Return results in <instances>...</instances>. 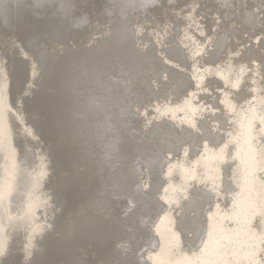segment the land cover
I'll return each mask as SVG.
<instances>
[{"label": "bare ground", "instance_id": "6f19581e", "mask_svg": "<svg viewBox=\"0 0 264 264\" xmlns=\"http://www.w3.org/2000/svg\"><path fill=\"white\" fill-rule=\"evenodd\" d=\"M0 264H264V0H0Z\"/></svg>", "mask_w": 264, "mask_h": 264}]
</instances>
